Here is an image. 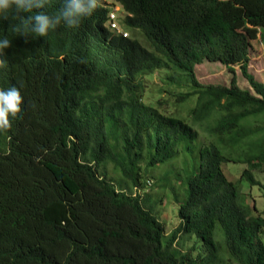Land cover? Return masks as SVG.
<instances>
[{"label": "trees", "instance_id": "trees-1", "mask_svg": "<svg viewBox=\"0 0 264 264\" xmlns=\"http://www.w3.org/2000/svg\"><path fill=\"white\" fill-rule=\"evenodd\" d=\"M110 1L129 36L110 35L98 0L45 37L15 32L14 9L0 15L12 42L0 89L23 97L0 132V264H264V218L238 194L246 182L264 199V82L248 72L264 0ZM204 62L229 85L200 83ZM155 73L163 101L144 95ZM226 163L245 166L237 182ZM152 178L177 205L168 234Z\"/></svg>", "mask_w": 264, "mask_h": 264}, {"label": "rangeland", "instance_id": "rangeland-1", "mask_svg": "<svg viewBox=\"0 0 264 264\" xmlns=\"http://www.w3.org/2000/svg\"><path fill=\"white\" fill-rule=\"evenodd\" d=\"M98 1L101 4L110 7V10L118 11L116 23L119 26V29L126 32L129 36L130 33L121 24V20L125 17V13L121 7L117 4H113L110 0ZM254 30L256 31V37L253 43L252 51L249 53L248 72L253 75L256 81L264 82V28H252L253 33ZM109 31L110 35L114 34L113 30L109 29ZM235 71L238 86L242 89H249L248 83L244 78H242L237 66H235ZM195 74L197 80L203 84H220L228 86L231 80V74L220 63L204 62L201 65H197L195 67ZM145 85L146 88L144 95L150 100L163 101L166 98V94L160 91L163 84L157 73H155L152 78H147ZM168 110L173 112L174 108L169 106ZM244 167L245 166L243 164L226 163L222 165V172L228 180L237 182L240 179ZM253 174L258 181H263L264 176L262 173L255 171ZM152 180L154 185L157 179L152 178ZM162 190H164V186L162 184H158L157 186L155 184V188H153V192L151 191V195L152 200L158 201L154 209V213L156 214L158 220L163 223L165 233L168 234L178 223L176 216L177 205L174 203L168 192L163 193L161 192ZM238 194L240 195V203L248 205L251 209L255 206L256 208L254 211L261 213L264 218V199L261 197L258 187H252L248 185V183L242 182ZM260 239L264 243V234L260 235ZM192 245L193 244L186 243L184 247L189 249Z\"/></svg>", "mask_w": 264, "mask_h": 264}, {"label": "clouds", "instance_id": "clouds-1", "mask_svg": "<svg viewBox=\"0 0 264 264\" xmlns=\"http://www.w3.org/2000/svg\"><path fill=\"white\" fill-rule=\"evenodd\" d=\"M49 3L50 0H0V15L7 19V13L14 9L19 20V23L13 28L15 32L24 37L29 35L45 37L50 30L56 29L61 24L68 28L79 27L81 20L90 16L97 7V0H62L59 11L54 15H48L42 9ZM114 11L111 10V12ZM110 13L107 27L112 30L110 28ZM115 15L117 19L118 11H115ZM113 31L116 35H122L123 32L120 30L119 34L118 31ZM10 47H12V42L6 36L0 38V67L6 63L2 58L4 50ZM22 103L23 97L17 87L13 86L7 90L0 89V132H7L10 129L11 119L16 118L21 112Z\"/></svg>", "mask_w": 264, "mask_h": 264}, {"label": "built area", "instance_id": "built-area-1", "mask_svg": "<svg viewBox=\"0 0 264 264\" xmlns=\"http://www.w3.org/2000/svg\"><path fill=\"white\" fill-rule=\"evenodd\" d=\"M110 28L112 30L118 31L119 34L121 33L119 30V26L116 23V15H115V11L110 13ZM123 36H126V33H121Z\"/></svg>", "mask_w": 264, "mask_h": 264}]
</instances>
